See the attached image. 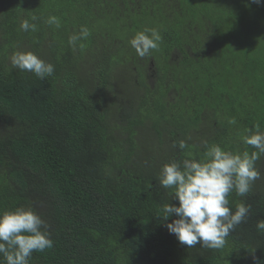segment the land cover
I'll return each instance as SVG.
<instances>
[{"label": "trees", "instance_id": "16d2710c", "mask_svg": "<svg viewBox=\"0 0 264 264\" xmlns=\"http://www.w3.org/2000/svg\"><path fill=\"white\" fill-rule=\"evenodd\" d=\"M50 15L60 19L59 28L45 22ZM23 19L37 30L22 31ZM82 25L91 35L73 48L69 37ZM147 28L158 29L162 41L141 58L129 41ZM15 51L35 53L54 74L41 80L13 68ZM260 52L264 57V2L0 0V213L31 207L54 241L33 252L29 264H264V231L257 229L264 219L261 155L255 165L263 179L252 193L228 195L231 211L241 202L250 212L221 249L188 247L169 233L166 224L176 217L165 221L162 207L178 201L159 183L164 164L203 160L214 144L234 154L235 147L257 151L242 137L256 125L262 131L264 118L241 119L235 138L211 116L225 114L230 99L244 102L264 88V61L255 59ZM148 61L164 65L175 92L166 76L150 86ZM244 103L248 113L254 106ZM136 107L151 118L139 117ZM203 124L219 135L204 151L190 139ZM144 132L152 133V149ZM231 139L236 146L224 143ZM0 264H6L2 255Z\"/></svg>", "mask_w": 264, "mask_h": 264}, {"label": "clouds", "instance_id": "9594fccd", "mask_svg": "<svg viewBox=\"0 0 264 264\" xmlns=\"http://www.w3.org/2000/svg\"><path fill=\"white\" fill-rule=\"evenodd\" d=\"M254 2L260 4L264 0ZM36 19L31 17V21ZM45 22L57 28L61 26L60 19L54 15H50ZM20 29L35 32L37 25L23 19ZM90 35V30L82 25L78 34L69 37L68 43L75 48L77 41L86 40ZM161 41L158 29L147 28L137 32L129 43L143 58L158 50ZM80 46L83 47L82 44ZM10 61L13 68L30 72L41 80L54 74V66L31 51H15ZM230 123L234 124L235 120H230ZM242 142L257 151L234 154L219 145H212L204 152L203 160L185 159L182 163L173 161L162 166L160 186L172 190L173 201H178V205L164 204L162 212L165 221L176 217L166 227L180 244L221 249L230 232L246 220L250 207L239 203L235 212L231 211L228 195L235 190L237 195L245 196L252 183L259 178L255 161L264 154V131L256 125V131L243 136ZM173 146H177L175 142ZM178 147L184 150L188 144L181 140ZM49 228L50 225L31 207H18L0 213V255L6 264H29L33 252L52 248L54 241ZM257 229L264 231V219L257 223Z\"/></svg>", "mask_w": 264, "mask_h": 264}, {"label": "rangeland", "instance_id": "374dc122", "mask_svg": "<svg viewBox=\"0 0 264 264\" xmlns=\"http://www.w3.org/2000/svg\"><path fill=\"white\" fill-rule=\"evenodd\" d=\"M198 27V26H197ZM197 27H193L192 29L194 28H197ZM199 28V27H198ZM196 29V33H199V29ZM255 59L257 62H260V61H264V57L262 56V53H257V55H255ZM262 59V60H261ZM159 67H161L160 69L158 68H155L154 65H152V62L148 61L146 62V69L148 70V73H149V80H148V83L150 84V86L154 89L156 88V83L158 81L159 78L161 77H164L166 75V79H167V83L170 84V86L173 88V91L175 92V86H174V83H172V80L167 72V70L164 68V65L160 62L158 63ZM172 69V68H171ZM139 77H141L143 80H146L144 77H143V71L142 69H139ZM264 80V78H262ZM187 85H189L190 87H192L193 84H195L193 81H187L186 83ZM160 86H162V83L160 82ZM197 86V85H196ZM207 89H210L211 86H207L206 87ZM234 96L235 97H238L239 94L237 92H234ZM206 99H210L212 97V94H211V90H208L207 91V94H206ZM129 98V97H128ZM163 87H161V91H160V95L156 98L155 101H158L159 102V105L163 103ZM169 98L175 102V100H173L174 98V95L173 94H170L169 95ZM244 102H247L248 104H252L254 107H252V109H248V113H246L245 111V108L247 107V105L241 100V98L239 99H230L226 104L225 106V114H223L222 112H218V113H214L212 116H211V120H215L216 122H218L220 124V121H222V123L227 125V128L230 130V132L234 133L235 134L233 135V137L237 138L239 137L240 135V132L241 130L239 128H237V123L239 121L244 120L245 118H251V117H254V118H264V88H261V89H258V90H255L254 93L250 92V94L247 96L246 99H243ZM154 101V103H155ZM161 101V102H160ZM153 105V104H152ZM155 107H157V105L155 104ZM254 109V110H253ZM250 110H253V114H251V111ZM127 111V110H126ZM136 112L140 113L139 117H145L144 119H149L151 118V112L149 110H145V109H142L141 107H136ZM207 116L209 115L208 113L206 114ZM150 116V117H148ZM234 119L235 120V123H230V120ZM153 124H154V121H153ZM125 133L127 134V131H125ZM148 133V134H147ZM152 133L151 132H144L143 135L141 133V138L143 140H146V145L148 147V150L149 148L152 149V147L148 145V138L151 137ZM214 137L215 140L214 143H217L218 142V138H219V135L218 133L216 132L214 134ZM190 139H198V137H190ZM221 141V140H220ZM226 145H228L229 147L230 146H236L233 144V139L229 140V143H231L230 145L227 144L226 142H224ZM214 145H217V144H214ZM222 148V147H221ZM222 149H227V148H222ZM235 153H240L239 149L235 147ZM225 151H228V150H225ZM231 152V151H229ZM250 154V152H249ZM262 155V154H261ZM241 202H237V204H239ZM236 204V205H237ZM178 264H180L178 262Z\"/></svg>", "mask_w": 264, "mask_h": 264}, {"label": "flooded vegetation", "instance_id": "af4514ba", "mask_svg": "<svg viewBox=\"0 0 264 264\" xmlns=\"http://www.w3.org/2000/svg\"><path fill=\"white\" fill-rule=\"evenodd\" d=\"M165 76H166V75H165ZM165 76H164V77H165ZM203 121H204V120H203ZM209 131H211V128H209L208 125L203 124V125L200 126V128L198 129V132H197V134H196V136L198 137V139H197V143L201 144V148H200V150H202V151L205 150L204 144H206L210 139H213V137H214V134H213V133L210 134ZM262 131H264V128L262 129ZM212 136H213V137H212ZM261 159H264V154L261 155ZM255 166H256V169H257L258 164H256ZM262 167L264 168V161H263V166L260 165V168H262ZM262 179H263V177H262ZM262 179L255 180V181L252 183V185H251V187H250V190H249V192H248L247 194L252 193L253 188H254L258 183H260ZM233 197H234V196H233ZM239 198H242V197H239ZM249 198H250V197H248V198H244V199L246 200V199H249Z\"/></svg>", "mask_w": 264, "mask_h": 264}]
</instances>
